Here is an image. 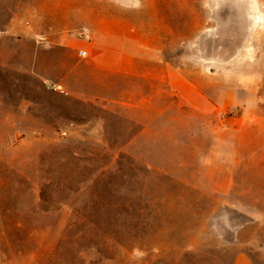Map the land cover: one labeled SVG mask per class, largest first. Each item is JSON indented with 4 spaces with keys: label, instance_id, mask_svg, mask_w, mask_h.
Here are the masks:
<instances>
[{
    "label": "rangeland",
    "instance_id": "obj_1",
    "mask_svg": "<svg viewBox=\"0 0 264 264\" xmlns=\"http://www.w3.org/2000/svg\"><path fill=\"white\" fill-rule=\"evenodd\" d=\"M99 1L0 0V264H264V0ZM84 28L137 35L192 91L62 92L51 36Z\"/></svg>",
    "mask_w": 264,
    "mask_h": 264
},
{
    "label": "crops",
    "instance_id": "obj_2",
    "mask_svg": "<svg viewBox=\"0 0 264 264\" xmlns=\"http://www.w3.org/2000/svg\"><path fill=\"white\" fill-rule=\"evenodd\" d=\"M111 5L131 7L143 0H100ZM30 16L32 10L30 9ZM7 18V17H6ZM25 26L21 39L30 43H38V38L47 41V31H39L32 19ZM17 22L5 23L4 33L12 35L17 29ZM44 33L41 34V33ZM51 44L57 50H69L74 53L72 65L66 67L64 60H58L56 68L58 77L55 85L62 92L71 93L81 99L107 101L121 106L140 108L146 100L153 96L145 95L151 91L154 84L163 85L165 92L176 96L179 82L185 91H192V83L178 73L176 67L163 55L162 50L153 45L145 44L135 34H124L115 29L100 31L84 28L79 36L57 31L51 36ZM85 51L86 58L80 57L79 52ZM78 54V57H77ZM48 75V74H46ZM73 80L70 85L69 79ZM44 79H50L46 76ZM79 90H78V82ZM88 87L87 95L84 94ZM148 87V88H147ZM182 92V91H181ZM234 264H253L252 259L245 253L237 255Z\"/></svg>",
    "mask_w": 264,
    "mask_h": 264
},
{
    "label": "built area",
    "instance_id": "obj_3",
    "mask_svg": "<svg viewBox=\"0 0 264 264\" xmlns=\"http://www.w3.org/2000/svg\"><path fill=\"white\" fill-rule=\"evenodd\" d=\"M79 54H80V57H82V58L87 57V53L85 51H80Z\"/></svg>",
    "mask_w": 264,
    "mask_h": 264
}]
</instances>
